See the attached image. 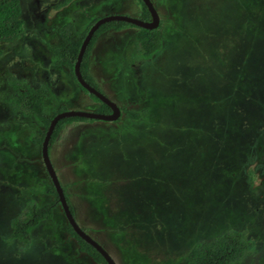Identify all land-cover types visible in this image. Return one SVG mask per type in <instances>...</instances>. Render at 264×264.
<instances>
[{
	"label": "rangeland",
	"instance_id": "1",
	"mask_svg": "<svg viewBox=\"0 0 264 264\" xmlns=\"http://www.w3.org/2000/svg\"><path fill=\"white\" fill-rule=\"evenodd\" d=\"M60 1L21 0V35L0 43V264H94L77 253L59 206L23 250L9 239L13 218L54 197L33 141L43 125L7 101L16 96L8 81L43 88L48 115L93 110L73 72L51 62L56 28L73 21L84 31L98 14L139 17L142 2ZM153 1L163 44L137 68L141 88L132 37L108 31L89 57L95 85L142 118L101 131L98 121L66 126L50 152L56 174L79 226L118 264H186L196 244L228 231L252 242L248 261L264 264V0Z\"/></svg>",
	"mask_w": 264,
	"mask_h": 264
},
{
	"label": "trees",
	"instance_id": "2",
	"mask_svg": "<svg viewBox=\"0 0 264 264\" xmlns=\"http://www.w3.org/2000/svg\"><path fill=\"white\" fill-rule=\"evenodd\" d=\"M72 1L74 0H61L56 5V7H63L71 3ZM140 1L142 2L143 11L141 17L148 20L150 18V13L143 1ZM21 16V0H0V43H13L20 37L22 30V27L19 24ZM98 19L99 17L90 22L84 32L80 34L76 32L73 22H69L56 28L57 33L59 34L60 43L58 46L52 47L54 54L53 57H51V62L56 66L66 67L69 71L73 72L74 79H76V81L77 78L74 73V65L77 60L80 47L86 33L88 32L92 24ZM128 26L133 25L125 21H110L100 25L99 28L94 32L85 49L80 64V72L84 80L99 91L101 90L95 85L92 76L89 73V57L94 44L98 40L99 36L109 29L120 30ZM161 27L162 23L160 22L158 27L154 29H145L139 27L137 28L138 31L135 34V39L137 40V47L140 49V54L143 57L147 58L162 49L163 40L161 37ZM4 52L5 51L0 47V57L4 55ZM8 84L13 89L16 96L13 98H7V101L14 105H20L28 114L32 115L38 122L43 125V129L39 132V137L33 138V141L41 147L51 120L58 113L66 111L67 106H61L58 111L52 113L51 115H48L45 112L43 88H34L27 82L15 80H9ZM258 85L259 87L264 89V80H260V82H258ZM83 89L84 91H87L85 88ZM90 95L93 96L96 101H99L96 96H94L93 94ZM124 110L125 114L131 119L138 121L142 118V115H139L132 110ZM97 112L109 113L110 108L106 104L101 103V106L97 109ZM86 120L93 121L92 119L77 116L64 117L58 120L55 124L49 141V153L51 152L53 144L58 139L61 132L65 129L66 126L77 121ZM251 179L252 178L249 175L246 179V183H249ZM62 188L66 201L69 205V209L73 216H75V210L70 200V194L67 190V187L62 185ZM47 193L54 197L51 202L43 205H40L38 203L28 204L23 218L15 217L10 221L11 231L9 239L15 242L19 250H23L29 242H32L34 235L33 232L41 224L49 222L55 217V210L58 206H60V200L53 183L50 184ZM74 218L76 220V217ZM66 228L70 237L74 238V241L76 243V251L79 255L84 254L85 256L90 257L93 263L96 264H108L103 256L96 250V248L82 239L74 231L69 223L66 224ZM81 229L86 232L85 228L81 227ZM242 238L243 235L240 232L228 231L210 240L201 241L196 244L185 256V263L237 264V262H241L244 260L246 254L249 252V250H251L250 248L253 246L251 241H247Z\"/></svg>",
	"mask_w": 264,
	"mask_h": 264
},
{
	"label": "water",
	"instance_id": "3",
	"mask_svg": "<svg viewBox=\"0 0 264 264\" xmlns=\"http://www.w3.org/2000/svg\"><path fill=\"white\" fill-rule=\"evenodd\" d=\"M145 5L147 6L149 13L151 15V20L150 21H143L134 17H129L126 15H111V16H105L93 24L91 26L89 32L85 36V39L82 42V45L80 47V51L74 66V71L75 75L77 77L78 83L88 90V92L92 93L95 95L102 103L106 104L107 106L110 107L111 109V114H102V113H97V112H90V111H83V110H66L64 112H60L57 115L54 116V118L51 120L50 125L46 131L44 140L42 142L41 146V155L42 159L44 162V165L47 169V172L50 176V179L53 183V185L56 188L59 200H60V205L62 207V210L67 218L68 223L72 226L74 231L86 242H88L90 245H92L96 250L103 256V258L106 260L108 264H117L116 261L113 259V257L110 255V253L104 248L103 245H101L99 242H97L95 239H93L89 234H87L84 230L81 229L77 221L75 220L73 214L71 213L69 209V205L66 201V198L64 196L63 188L61 186V183L59 181V178L56 174V171L53 167V164L50 159V154H49V141L51 138V134L53 132V129L55 127V124L57 123L58 120L64 117H84V118H91V119H98V120H103V121H112L115 120L119 115H120V109L118 105L107 98L103 93L99 92L97 89H95L93 86H91L89 83H87L81 75L80 72V64L81 60L83 57V54L85 52V49L92 38L94 32L99 28L100 25L110 22V21H125L129 23H133L135 25H138L143 28L147 29H153L157 27L159 24V15L156 11V9L153 6V3L151 0H143Z\"/></svg>",
	"mask_w": 264,
	"mask_h": 264
},
{
	"label": "flooded vegetation",
	"instance_id": "4",
	"mask_svg": "<svg viewBox=\"0 0 264 264\" xmlns=\"http://www.w3.org/2000/svg\"><path fill=\"white\" fill-rule=\"evenodd\" d=\"M101 1V0H100ZM130 1H132V0H128V3L127 4H130L129 2ZM143 1V0H142ZM151 2L153 3V6H154V8H156L157 9V11H159V8H157V4H156V2H154L153 0H151ZM144 3V2H143ZM142 5V4H141ZM146 6V5H145ZM142 7V6H141ZM148 9V8H147ZM149 11V10H148ZM160 12V11H159ZM142 14H143V11H141V14H140V18H142L141 16H142ZM103 15V14H102ZM102 15L101 14H98V16L97 17H102ZM105 15V14H104ZM150 17H151V15H150ZM142 20L143 21H148V20H151V18H149L148 20H146L145 18H142ZM129 23V22H128ZM161 23H162V19H161ZM129 24H131V25H133V26H128V27H125V28H122V29H120V30H114V29H109L108 31H112V32H110V33H118V34H123L125 37H132V40H135V34H136V32L138 31V27L136 26V25H134L133 23H129ZM108 31H106V32H104L102 35H104L102 38H107L108 37ZM112 36H114V35H112ZM111 36V37H112ZM100 37V36H99ZM110 37V38H111ZM97 43V42H96ZM131 43V42H130ZM127 46V45H126ZM126 46H125V48H126ZM135 58V63H134V68H135V72L136 73H138V76H137V79H138V77H142L143 75H142V70H140L139 72H138V70H137V68L139 69V67H143L144 66V63H145V65L147 64L146 62L147 61H145L146 59H148V58H145V57H143L141 54H140V52H138L137 51V49L135 50L134 49V54L132 55V59H134ZM138 66V67H137ZM92 76V75H91ZM125 77V78H124ZM120 78H124L125 80H122V82L124 83L126 80H129L128 79V76H127V72H125V71H123L122 72V74H120ZM92 79L94 80L95 79V77L94 76H92ZM139 80V79H138ZM140 80H142V78L140 79ZM140 80H139V82H138V86L141 88V82H140ZM120 82H121V80H120ZM121 82V85H123V83ZM120 85V86H121ZM101 92H103V93H105L103 90H101ZM119 93V97H121L120 96V92H118ZM104 95H106V94H104ZM132 96H134V94L132 95ZM106 97L107 98H109L110 100H112L113 102H115L118 106H119V109H120V115L117 117V119H115V120H113V121H103V122H101L102 120H93V121H98V122H100V123H103V124H93L92 125V127L93 128H96V127H100V130L99 131H101V130H104V129H106V128H108V129H110V126L112 127V125H114V126H117V124H119V123H122V121L127 117L128 118V116L125 114V107H123L120 103H119V99H117L116 97H109L108 95H106ZM118 97V98H119ZM126 97H128V96H126ZM113 98V99H112ZM129 98V97H128ZM121 100V99H120ZM91 102L92 103H95L96 104V108H93V111L95 110H97L100 106H101V103L99 102V101H93V100H91ZM110 108V107H109ZM111 109H110V112L109 113H102V112H99V113H102V114H111ZM123 114V115H122ZM109 123H112V125H110ZM88 127V128H87ZM85 128H87V129H91V127H89V126H86L85 125ZM85 128H84V130H85ZM88 131H90V130H85V132L87 133ZM108 132V131H107ZM93 137H95V136H93ZM97 137V136H96ZM104 138V137H103ZM103 138H98V140L97 141H101V140H103ZM53 163V162H52ZM60 208H61V210H62V207H61V205L59 206ZM74 207V206H73ZM74 210H75V208H74ZM74 217H76V212H75V216ZM68 223V222H67ZM93 239H95V238H93ZM97 241V240H96ZM100 241V240H99ZM98 242V241H97ZM100 243H101V245H102V242L100 241ZM82 256H85L84 254H81ZM80 255V256H81ZM86 258H87V256H85ZM247 257V256H246ZM246 257L244 258V260L243 261H241V262H237V264H258V260H259V258L258 259H256L255 258V256H254V262L253 261H248L247 259H246ZM88 258H90V257H88ZM93 262V261H92ZM249 262H251V263H249ZM94 264H96V263H94Z\"/></svg>",
	"mask_w": 264,
	"mask_h": 264
},
{
	"label": "clouds",
	"instance_id": "5",
	"mask_svg": "<svg viewBox=\"0 0 264 264\" xmlns=\"http://www.w3.org/2000/svg\"><path fill=\"white\" fill-rule=\"evenodd\" d=\"M145 4V3H144ZM147 7V6H146ZM156 9V8H155ZM156 11H157V9H156ZM157 13H158V11H157ZM158 15H159V13H158ZM105 16H111L110 14H105V15H102V17H99V19H101V18H103V17H105ZM130 17V16H129ZM97 18V16L94 18V19H96ZM134 18H137V19H140V20H142V18H140V17H134ZM151 18V17H150ZM93 19V20H94ZM98 19V20H99ZM98 20H96V21H98ZM95 21V22H96ZM148 21H150V20H148ZM70 22H73V21H70ZM92 22V21H91ZM95 22L93 23V24H95ZM161 22V18H160V15H159V23ZM74 23V22H73ZM93 24H92V26H93ZM135 25V24H134ZM159 25V24H158ZM158 25H157V27H158ZM137 27H139V28H143V27H140V26H138V25H136ZM91 28V27H90ZM156 28V27H155ZM75 29H76V32H78L79 34L80 33H82V31H78L77 30V28L75 27ZM145 29H147V28H145ZM154 29V28H153ZM90 30V29H89ZM89 30H88V32H89ZM84 32V31H83ZM87 32V33H88ZM87 33H86V35H87ZM85 35V36H86ZM101 36V35H100ZM85 39V38H84ZM135 42L137 43V40L135 39ZM95 45H96V43L94 44V47H93V49L92 50H94V48H95ZM136 46V45H135ZM136 49H138V47L136 46L135 47ZM78 57V56H77ZM76 63V62H75ZM89 63H90V59H89ZM75 66V65H74ZM89 67H90V64H89ZM74 73H75V71H74ZM77 78V77H76ZM83 78V77H82ZM84 79V78H83ZM78 81V80H77ZM88 83V82H87ZM80 85V84H79ZM82 87V86H81ZM96 89V88H95ZM88 91V90H87ZM99 91V90H98ZM99 92H101V91H99ZM89 94H92V93H90V92H88ZM102 93V92H101ZM104 94V93H103ZM95 96V95H94ZM106 96V95H105ZM99 100V99H98ZM99 102L100 103H102L100 100H99ZM119 107V106H118ZM67 110H70V109H67ZM83 111H90V112H97V110L95 111H93V110H83ZM97 113H99V112H97ZM123 115V114H122ZM84 118V117H83ZM87 119H91V118H87ZM117 119V118H116ZM93 120H98V119H93ZM103 121V120H102ZM113 121V120H112ZM77 122H79V121H77ZM71 125V124H70ZM50 154V153H49ZM41 157H42V155H41ZM50 159H51V157H50ZM42 162H43V159H42ZM51 162H52V160H51ZM43 164H44V162H43ZM53 164V163H52ZM45 166V165H44ZM53 167H54V165H53ZM46 168V167H45ZM55 169V168H54ZM46 171H47V169H46ZM48 173V172H47ZM49 175V174H48ZM50 177V176H49ZM60 181V180H59ZM61 183V182H60ZM62 186V185H61ZM63 211V210H62ZM64 213V212H63ZM65 215V214H64ZM66 217V216H65ZM67 219V218H66ZM108 251V250H107ZM109 252V251H108ZM111 255V254H110ZM112 256V255H111ZM113 257V256H112ZM113 259L115 260V258L113 257ZM116 261V260H115ZM116 263L118 264V262L116 261Z\"/></svg>",
	"mask_w": 264,
	"mask_h": 264
}]
</instances>
